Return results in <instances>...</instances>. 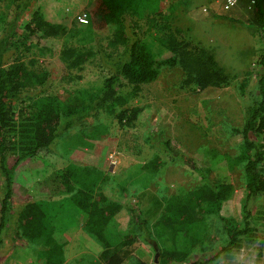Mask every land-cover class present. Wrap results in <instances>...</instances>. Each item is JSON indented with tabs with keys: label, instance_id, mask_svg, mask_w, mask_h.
I'll use <instances>...</instances> for the list:
<instances>
[{
	"label": "rangeland",
	"instance_id": "obj_1",
	"mask_svg": "<svg viewBox=\"0 0 264 264\" xmlns=\"http://www.w3.org/2000/svg\"><path fill=\"white\" fill-rule=\"evenodd\" d=\"M23 0H0V39L8 36L6 62L20 58L37 70H47L45 83L29 87L13 103L15 118L20 108L31 110L33 99L43 95H60L70 100L80 88L100 92L106 79L114 71V63L123 52V46H111L109 39L116 25L87 30L77 37L46 38L29 23L32 12L39 10L53 23L85 28L84 13L94 0H34L19 20L14 15ZM163 10L182 28L187 40L200 43L211 51L231 77V83L222 87L199 89L187 86L185 73L179 66H160L158 75L141 85L131 95L133 85L122 80L117 90L129 97L126 106L141 107L131 125H120L115 114L102 110L86 125L64 132L56 142L58 155L80 165H91L106 176L100 190L112 200L139 208L152 224L162 213L165 197L196 189L203 180L191 164L204 168L217 181L231 183L233 193L225 202L222 214L241 219L243 200L247 194V178L243 165L234 168L212 164L210 151L235 156L243 149L247 109L257 94V79L263 71L260 59L264 55V34L253 22L252 0H239L232 9H224V0H162ZM124 23L128 32L142 39L151 48L156 60L171 57L173 53L155 39L156 30L147 22L146 13L127 12ZM64 45L91 48L94 55L80 67L71 68L60 59ZM18 120V119H17ZM96 124L106 128V134L92 141V146L74 144L79 135H90ZM10 139L17 140L12 129ZM169 140L172 149L183 156L168 153L162 142ZM14 147L9 151L8 164L14 168V196L21 200L39 195L37 182L52 172L54 165L44 159L32 161L20 157ZM159 155L163 164L158 171L143 170V163ZM177 156V157H176ZM173 157H176L174 159ZM115 161V164H112ZM2 190L0 186V202ZM19 201L16 202V206ZM65 202L44 205L53 213L64 208ZM255 231L240 238V244L230 251L222 249L227 236L221 222L212 213L199 225L196 242L186 240L187 256L182 264H264V196L251 203ZM122 221L129 216L124 211ZM153 227L154 245L167 244L157 238ZM64 264H89L98 258L102 246L86 231L81 217L66 230ZM190 240V241H189ZM41 243L21 240L5 241L0 264H37ZM122 264H153L158 257L155 246L139 238L123 252Z\"/></svg>",
	"mask_w": 264,
	"mask_h": 264
},
{
	"label": "trees",
	"instance_id": "obj_2",
	"mask_svg": "<svg viewBox=\"0 0 264 264\" xmlns=\"http://www.w3.org/2000/svg\"><path fill=\"white\" fill-rule=\"evenodd\" d=\"M33 1L23 0L17 6L16 21L29 11ZM127 12L146 13L147 22L156 30V41L173 55L156 60L149 45L128 32L124 23ZM252 12L254 24L264 34V0H254ZM86 14L87 27L70 28L50 22L39 10H34L26 27L40 31L46 38H53L77 37L87 30L116 25L109 44L123 46L124 50L118 55L104 89L98 92L93 88H80L70 100L60 95L38 96L33 99L30 111L19 109L17 118L14 101L20 99L25 89L45 83L49 72L37 70L20 58L7 63L8 36L0 39V256L5 241L16 244L27 240L43 246L37 264H64L68 243L64 234L79 217L86 231L102 246L98 258L89 264H122L123 252L139 238L156 247L158 257L153 264H182L187 256V238H190L191 245L196 242L192 235L197 234L198 226L205 223L210 213L221 222L227 236L222 249L230 251L237 247L242 236L255 231L251 203L264 196V55L260 59L263 71L257 79V94L247 109L242 129V151L235 156L217 149L210 151L214 166L234 168L243 165L247 194L241 219L222 214L225 202L234 191L233 185L217 181L204 168L193 163L191 167L201 176L202 184L194 190L165 197L162 213L151 224L139 208L112 200L100 190L99 186L107 178L97 167L69 161L68 148L66 153L58 155V138L64 132L86 125L103 109L115 114L120 125H131L142 108L126 106L129 97L119 92L117 85L126 80L133 85L131 95H135L142 84L157 77L160 66H179L185 73L184 84L199 89L229 85L231 77L211 51L186 39L184 30L175 26L172 16L164 12L162 0H94ZM93 55L91 48L73 45H64L60 51V59L71 68L80 67ZM12 129L17 132V140L10 139ZM105 134V126L96 124L90 135L81 134L74 144L68 146H92L94 139ZM162 144L168 153L183 158L172 149L169 140ZM14 147L21 158L44 159L54 165L55 169L37 182L39 195L21 200L14 196V168L8 164L9 151ZM163 163L162 157L155 155L142 166L146 172L154 173ZM59 201L65 202L64 208L53 213L45 210V204ZM124 211L129 216L127 225L122 221ZM153 227L157 238L167 240L166 245H154Z\"/></svg>",
	"mask_w": 264,
	"mask_h": 264
},
{
	"label": "built area",
	"instance_id": "obj_3",
	"mask_svg": "<svg viewBox=\"0 0 264 264\" xmlns=\"http://www.w3.org/2000/svg\"><path fill=\"white\" fill-rule=\"evenodd\" d=\"M238 1L239 0H224V4H223L224 9H226V10L232 9L233 7H235L238 4ZM253 3H254V0H252L251 7H252ZM84 20L87 22V24L89 23L86 13H84ZM115 163H116L115 161H112V164H115Z\"/></svg>",
	"mask_w": 264,
	"mask_h": 264
},
{
	"label": "crops",
	"instance_id": "obj_4",
	"mask_svg": "<svg viewBox=\"0 0 264 264\" xmlns=\"http://www.w3.org/2000/svg\"><path fill=\"white\" fill-rule=\"evenodd\" d=\"M144 164V163H143ZM158 218V217H157ZM157 218H156V220H157Z\"/></svg>",
	"mask_w": 264,
	"mask_h": 264
}]
</instances>
